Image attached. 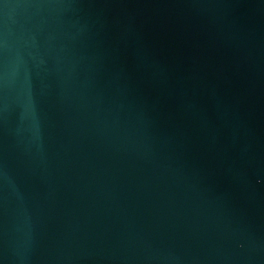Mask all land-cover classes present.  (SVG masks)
Listing matches in <instances>:
<instances>
[{
  "label": "water",
  "instance_id": "95a60500",
  "mask_svg": "<svg viewBox=\"0 0 264 264\" xmlns=\"http://www.w3.org/2000/svg\"><path fill=\"white\" fill-rule=\"evenodd\" d=\"M0 264H264V0H0Z\"/></svg>",
  "mask_w": 264,
  "mask_h": 264
}]
</instances>
